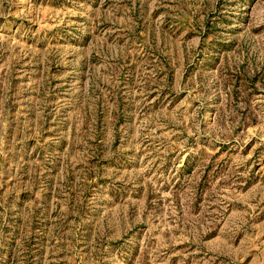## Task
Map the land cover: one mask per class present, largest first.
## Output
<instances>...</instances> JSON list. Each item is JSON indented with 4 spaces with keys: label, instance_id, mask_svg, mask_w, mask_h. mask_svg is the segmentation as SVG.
<instances>
[{
    "label": "rangeland",
    "instance_id": "obj_1",
    "mask_svg": "<svg viewBox=\"0 0 264 264\" xmlns=\"http://www.w3.org/2000/svg\"><path fill=\"white\" fill-rule=\"evenodd\" d=\"M0 264H264V0H0Z\"/></svg>",
    "mask_w": 264,
    "mask_h": 264
}]
</instances>
